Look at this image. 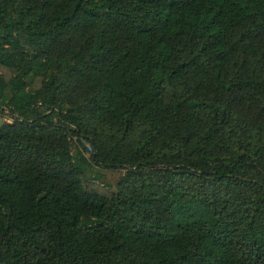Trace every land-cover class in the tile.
Wrapping results in <instances>:
<instances>
[{"label":"trees","instance_id":"16d2710c","mask_svg":"<svg viewBox=\"0 0 264 264\" xmlns=\"http://www.w3.org/2000/svg\"><path fill=\"white\" fill-rule=\"evenodd\" d=\"M0 264H264V0H0Z\"/></svg>","mask_w":264,"mask_h":264},{"label":"rangeland","instance_id":"374dc122","mask_svg":"<svg viewBox=\"0 0 264 264\" xmlns=\"http://www.w3.org/2000/svg\"><path fill=\"white\" fill-rule=\"evenodd\" d=\"M4 112H8L7 111V109H2ZM85 147H86V149L88 150V152H89V147H88V145L87 144H85Z\"/></svg>","mask_w":264,"mask_h":264}]
</instances>
